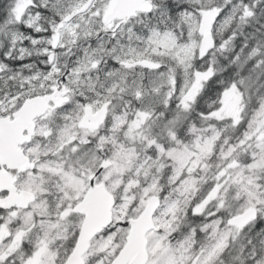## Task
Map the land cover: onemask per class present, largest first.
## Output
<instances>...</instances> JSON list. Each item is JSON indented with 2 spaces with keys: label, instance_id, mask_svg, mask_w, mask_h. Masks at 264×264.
Instances as JSON below:
<instances>
[{
  "label": "snow or ice",
  "instance_id": "6c2138e0",
  "mask_svg": "<svg viewBox=\"0 0 264 264\" xmlns=\"http://www.w3.org/2000/svg\"><path fill=\"white\" fill-rule=\"evenodd\" d=\"M0 264H264V0H0Z\"/></svg>",
  "mask_w": 264,
  "mask_h": 264
}]
</instances>
